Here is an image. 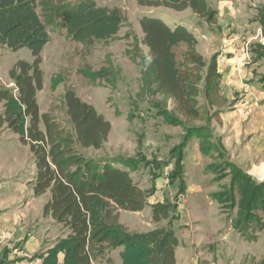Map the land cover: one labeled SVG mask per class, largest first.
<instances>
[{"label":"trees","instance_id":"16d2710c","mask_svg":"<svg viewBox=\"0 0 264 264\" xmlns=\"http://www.w3.org/2000/svg\"><path fill=\"white\" fill-rule=\"evenodd\" d=\"M138 4L164 9L166 14L189 9L208 23L214 20V12L205 0H138ZM121 23L119 9L99 7L93 0H0V47L12 52L25 48L33 58L31 63L17 61L8 72L14 88L0 86V128L6 126L19 136L21 144L29 146L36 169L34 195L50 193L43 214L69 230L64 247L57 246L64 250L66 264H92L105 251L122 246L130 249L134 243L136 248L158 251L162 264H175L178 240L172 232H165L160 240L154 238L153 232L126 235L115 220L111 221L110 210L142 212L146 194L130 176V158L94 159L79 152L78 149L100 150L111 131L109 122L82 102L72 89H66L63 104L70 132L49 114L41 113L36 98L43 88L41 52L50 32L60 27L71 41L89 47L115 37ZM139 26L141 42L147 48L145 75L155 93L175 102L177 113L186 121L200 120L198 98L208 109L226 104L219 90L215 58L206 62L199 55L193 32L181 25L168 26L157 17L144 16ZM181 46L184 51L178 60L175 49ZM104 72L100 69L92 77L101 78ZM208 109L204 111L206 117L200 120L206 125L184 127L183 138L204 132L198 137L203 139L205 155L206 135L210 136L207 125L210 118L219 114L215 110L209 116ZM165 121L171 126H184L173 116ZM216 141V147L224 154L220 139ZM226 165L231 179L224 198L236 207L232 226L246 241H255L256 234L264 231V183L255 182L230 162ZM217 195L212 194V198L220 202L222 197ZM144 253L139 250L137 264Z\"/></svg>","mask_w":264,"mask_h":264},{"label":"rangeland","instance_id":"374dc122","mask_svg":"<svg viewBox=\"0 0 264 264\" xmlns=\"http://www.w3.org/2000/svg\"><path fill=\"white\" fill-rule=\"evenodd\" d=\"M93 1L99 7L119 9L122 16L121 28L112 39L95 42L89 47L71 41L60 27L49 33V41L41 52L44 62L40 64L44 68L42 73L46 85L36 95L40 112L49 114L61 127L72 132L63 104L65 90L72 89L82 102L92 106L109 122L111 131L100 150H78L85 157L94 159L122 156L132 160L133 166L129 173L146 194L145 208L140 213L110 210L111 221L115 220L126 235L152 231L154 238L160 240L165 232H172L178 242L183 245L187 242L185 246L190 250L192 241L196 242L199 237L206 240L210 237L221 246L222 252L213 255L220 259L219 264H264V261L261 262L264 258V231L255 233V241H246L232 226L236 207L233 208L228 199L224 198L231 174L226 165L229 161L225 151L223 150V154L216 147V140L219 138L206 135L204 147L208 158L202 168H196L190 162L184 167L180 165L188 150L185 144H178L170 152L171 145L177 144L180 135L185 133L184 127L203 124L204 121L200 120L206 117L204 111L208 109L203 100L198 98V108L202 114L200 120L186 121L176 112L173 101L155 93L145 75L143 64L147 48L141 42L139 20L146 16L157 17L165 22L162 18L165 16L168 17L167 20L173 21L172 12L167 11L166 14L163 13L166 12L164 9L141 7L138 0ZM166 24L173 26L167 22ZM175 51L178 60H181L179 54H182L184 47ZM32 60L31 53L25 48L17 52L8 49L0 51V76L7 75L6 79L1 80L0 86L8 88L10 81L6 71L8 73L17 61L31 63ZM100 69L105 70L103 76L92 77ZM224 108L226 105L210 108L207 114L211 116L214 109L220 113ZM1 111L2 104L0 113ZM172 116L181 120L184 126L169 125L165 120ZM209 138L214 142L209 141ZM167 160H173L176 164L171 165V168L168 163L165 164ZM3 163L10 164L12 174L5 175L0 185H21L30 179V175L35 180V166L29 146L21 144L19 136L6 126L0 128V166ZM171 172H176L178 176L173 184L166 178ZM178 172L187 173L190 177L184 181ZM202 184V192L186 195L185 188L188 185L200 187ZM212 194H218L222 200L215 201ZM175 207L178 215L171 217V213L175 214ZM213 225L222 228L220 233L218 230L212 231ZM61 228L65 230V234H69L68 229L62 225ZM156 244L157 241H154L153 246ZM211 250L210 252L216 251ZM105 262L113 264L109 258Z\"/></svg>","mask_w":264,"mask_h":264},{"label":"crops","instance_id":"0c3cea01","mask_svg":"<svg viewBox=\"0 0 264 264\" xmlns=\"http://www.w3.org/2000/svg\"><path fill=\"white\" fill-rule=\"evenodd\" d=\"M205 1L214 12V20L210 23L197 18L189 9L177 14L172 12L173 21L167 20L168 17L165 16L162 18L165 23L181 25L193 32L197 40L196 51L206 62L212 57L215 58L219 90L226 101V108L222 109L223 112L219 113L217 119L210 120L207 125L208 134L212 138L220 139L231 164L255 182L264 183V0ZM5 49L7 48L1 47L0 51ZM41 58L43 63L42 54ZM40 66L43 72L44 68ZM6 78L7 75L0 76V82ZM8 80L10 81L8 88H14L11 80ZM43 85L44 88L46 85L44 78ZM173 103L175 104L174 101ZM201 135L202 133L183 139L182 133L178 143L171 145L170 152H173L178 144L179 146L185 144V148L188 149L180 161L182 167L189 162L196 168L205 165L208 155L202 151L203 139L198 137ZM208 140L213 141L211 138ZM169 160L165 163H168L169 167L176 164L175 161ZM10 174H12L10 164L3 163L0 166V182L4 180L5 175ZM178 174L184 181L190 177L187 173ZM177 177L176 172H171L166 178L173 184ZM29 178L17 186L0 185V264H66L64 250L57 246L60 244L64 247L69 234H65V230L50 215L43 214L50 194L46 192L35 196L33 175ZM202 190L203 184L200 187L188 185L185 188L186 195L197 194ZM155 194L157 196V192ZM174 212L175 214L171 213V217L178 215L176 207ZM213 226L212 231L218 230L220 233L222 228ZM186 243L183 245L178 242L175 248V264H219L220 259L213 255L222 252L221 246L210 237L207 240L199 237L196 242L192 241V250L185 246ZM135 245L134 243L130 249L122 246L115 250H107L92 264H106L107 258L113 264H137L136 256L140 249L146 253L139 264L145 262L162 264L158 251L149 252L147 248L144 250V247L136 248ZM210 249L216 251L210 252ZM102 258L105 260L102 261ZM263 261L264 258L261 259V262Z\"/></svg>","mask_w":264,"mask_h":264}]
</instances>
